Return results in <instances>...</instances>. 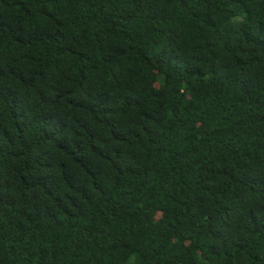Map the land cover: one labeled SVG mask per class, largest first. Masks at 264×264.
Masks as SVG:
<instances>
[{
	"label": "trees",
	"instance_id": "trees-1",
	"mask_svg": "<svg viewBox=\"0 0 264 264\" xmlns=\"http://www.w3.org/2000/svg\"><path fill=\"white\" fill-rule=\"evenodd\" d=\"M0 264H264V0H0Z\"/></svg>",
	"mask_w": 264,
	"mask_h": 264
}]
</instances>
